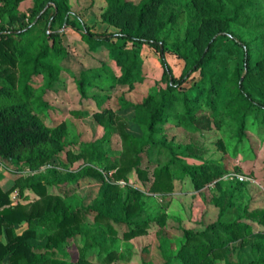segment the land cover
Wrapping results in <instances>:
<instances>
[{"label": "rangeland", "instance_id": "obj_1", "mask_svg": "<svg viewBox=\"0 0 264 264\" xmlns=\"http://www.w3.org/2000/svg\"><path fill=\"white\" fill-rule=\"evenodd\" d=\"M184 1L189 0L168 1L166 10L173 13V19L159 34L164 40L163 53L170 75L161 65L158 50L151 45L115 36L107 41L97 40L85 34L80 20L92 32L115 30L100 16L105 0H60L53 20L49 16L55 4H46L49 22L41 27L33 47L24 52L25 56L33 55L46 47L35 71L21 75L14 86L0 87V110L11 108L9 117L35 118L62 146L54 150L53 144L42 142L20 150L15 160L0 157V185L10 188L11 202L28 203L37 198V193L27 185L30 177L26 176L43 179L47 192L60 195L72 207L90 204L103 183L115 181L122 197L127 185L143 191L139 218H152L143 233L125 238L122 231L126 224L112 223L116 232L109 243L115 253L109 261L96 246L83 250L80 239L69 237L59 247L65 253V262L84 253L86 264H182L178 259L166 260V255L173 256L185 241L183 229L199 230L215 219L244 220L250 228L229 244L224 257L216 258L215 264H247L258 254L253 241L262 238L255 233H264V223L242 214L245 209L264 207V123L260 121V112L252 109L239 131L233 110L240 105L229 100L234 93V81L245 70V43L249 64L260 75L261 85L243 79V89L264 102V26L250 25L264 20V0L251 1L246 9V24L228 21L230 35L217 36L205 61L182 83L170 88L171 76L174 81L187 70L197 52L192 43L183 42L189 16ZM218 1L222 15L227 14L229 0ZM43 31L54 34L46 36ZM12 46L3 39L0 52L10 51ZM25 82L29 88L24 90ZM210 84L214 88L206 90ZM162 89L179 98L172 99L161 120L155 122L150 134L155 145L148 154L140 153L139 165L148 179L140 178L132 168L114 180L110 175L113 169L104 167L103 156L118 163L121 130L146 137L138 105L148 96L152 102H158ZM184 93L199 96L187 103L189 114L184 112L186 106L180 99ZM97 113L102 114V122ZM186 144L195 149L185 148ZM83 147L87 151L95 148L101 155L90 160L88 153L77 158L65 153L68 150L81 155ZM37 151L52 155L44 162L28 161ZM171 157L172 189L161 196L149 192L151 169ZM201 163L217 174L196 188L180 166ZM86 166L101 170L105 175L103 181L84 173ZM92 214L86 211L83 220L92 221ZM158 215H162L161 221L155 219ZM27 225L22 222L13 227L20 231ZM45 229L43 223L36 224L37 231ZM0 239L5 240L6 236L2 233ZM262 242L264 245V237Z\"/></svg>", "mask_w": 264, "mask_h": 264}, {"label": "trees", "instance_id": "obj_2", "mask_svg": "<svg viewBox=\"0 0 264 264\" xmlns=\"http://www.w3.org/2000/svg\"><path fill=\"white\" fill-rule=\"evenodd\" d=\"M60 0H36L32 8L34 21L26 27L23 32V41L18 47L0 52V60H5L8 64H1L0 69V87L4 85H16L19 77L26 72L35 71L38 64V58L46 53V47L33 54L27 52L33 47L41 31V27L49 18L52 20L57 15L58 4ZM169 0H105V7L100 13L101 18L115 27L110 32H92L84 25L85 34L92 39L107 41L111 37L130 39L137 42H143L155 47L159 53L161 65L167 74L170 75V69L164 58V40L159 36L165 24L173 19V13L166 10ZM228 1V0H227ZM252 0H229L227 14L220 12L221 4L218 0H189L184 1L185 7L189 9L187 20V29L183 36V42H190L197 47V52L192 58V63L180 76L173 81L171 76L168 85L170 88L176 87L182 83L188 74L198 68L207 58L213 42L219 35H230L227 29L228 21L234 23L246 24L248 17L246 9ZM55 4L54 9L48 17V7L46 3ZM190 2V3H189ZM48 12V13H47ZM55 16H54V15ZM253 26H264V20L253 22ZM0 23V29L2 28ZM45 29V28H44ZM46 36H52L54 33L43 31ZM9 41V37L4 38ZM243 46V66L244 72L240 73L233 83V96L229 102L235 101L238 106L233 112L234 119L237 122V129L240 131L244 125V119L249 111L255 109L260 112V121L264 123V102L256 100L243 89L242 80L246 79L254 84L261 85L260 75L255 72L252 65L249 64L248 50L246 44ZM15 60L17 63L15 64ZM264 60V54H263ZM26 64L31 66L26 67ZM27 69V70H26ZM264 73V70L262 71ZM22 77V76H21ZM123 78L125 75L123 74ZM29 88L28 83H24V90ZM210 84L206 90L213 89ZM1 89V88H0ZM205 90V89H204ZM179 98L177 94H170L166 90H161V98L158 102H152L151 96L144 99L140 107L143 113L142 125L146 134L145 138L131 135L125 131H120L122 140V150L119 155L118 163L112 162L105 156L103 158L104 167L112 168L110 175L114 180L119 179L132 168L143 180L148 179L145 171L139 165L141 152L148 154L155 141L150 138L154 130L156 121L161 120L164 115L165 107L171 105V100ZM183 106L188 102H194L199 96H189L184 93L180 96ZM11 108L0 110V157H6L9 160H15L16 154L25 148H32L42 142H49L54 145V150L60 149L57 138L50 136L49 132L42 129L35 118L9 117ZM184 112L190 113L188 106ZM96 116L102 122V114ZM9 117V118H8ZM62 126V125H61ZM58 136V135H57ZM185 148L195 149L191 144H186ZM83 147L82 154L69 153L67 156L85 157L93 159L101 154L92 148L87 151ZM52 152L37 151L32 159L37 162H44L50 158ZM173 157L160 165H155L151 169V179L148 190L161 196L163 193L172 189L171 182V163ZM182 173L186 174L194 187L198 188L205 182L216 176L217 171L213 170L207 164H182ZM84 173L103 181L104 173L91 166H86ZM30 177L27 182L37 193V198L28 202H11L8 193L10 188L4 189L0 185V233H5V241L0 240V264H86L84 253L80 254L78 259L65 262L62 257L64 252H60L59 247L63 241L69 237H77L82 242L80 249L96 246L100 252L105 255L106 260H111L114 255V248L109 240L116 232L112 223H124L126 228L122 231L125 238L141 234L148 226L151 217L144 216L139 218L143 208V191L131 185L126 186L124 196L120 193V188L115 181L103 183L98 192V196L87 205H77L72 207L64 198L58 194H52L46 191V183L40 177ZM28 179V178H27ZM86 211H92V221L83 220V214ZM243 217L255 219L259 223H264V207L245 209ZM161 221L162 215L155 218ZM27 222L28 225L20 231H15L13 225ZM43 223L45 230L37 231L36 224ZM248 230L249 224L240 219L230 221H221L215 219L199 230L183 229L185 241L178 248L173 256L166 255V260L170 258L178 259L182 264H215L216 258H223L225 250L232 241L242 237ZM255 236L261 239H255L253 246L258 248V254L247 264H264V245L262 239L264 233L256 232Z\"/></svg>", "mask_w": 264, "mask_h": 264}, {"label": "crops", "instance_id": "obj_3", "mask_svg": "<svg viewBox=\"0 0 264 264\" xmlns=\"http://www.w3.org/2000/svg\"><path fill=\"white\" fill-rule=\"evenodd\" d=\"M35 4L36 0H0V23L3 26L0 29V43L7 37L10 38V44H13L12 48L18 47L22 43V38L25 35L23 30L34 21L32 8ZM1 64L8 63L5 60H0V69L2 68ZM2 233L5 235L3 231L0 234ZM0 240L5 241L4 239Z\"/></svg>", "mask_w": 264, "mask_h": 264}]
</instances>
